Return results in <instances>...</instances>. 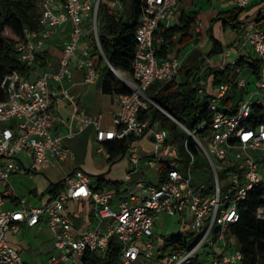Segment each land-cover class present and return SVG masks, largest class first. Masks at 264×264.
<instances>
[{"label": "built area", "instance_id": "2783aa9c", "mask_svg": "<svg viewBox=\"0 0 264 264\" xmlns=\"http://www.w3.org/2000/svg\"><path fill=\"white\" fill-rule=\"evenodd\" d=\"M101 1L115 13L123 8V0H36L37 27L25 25L22 37L13 44L16 59L33 70L35 77L29 78L11 69L0 84V184L3 185L0 264H29L7 236L8 232H18L19 221L29 227L45 225L50 230L55 251L47 256L44 264H92L94 259L106 256L113 239L118 246L116 264H188L203 246L210 248L205 252L207 264H238L242 252L229 224L237 220L239 203L248 193L255 187L264 188L261 167L264 162V6L259 9V24L247 29L240 43V48L248 45L259 61L255 73L257 80L252 87L248 86L251 81L250 75L244 74L245 67L251 73L253 69L250 65H241L237 55L228 61L221 60L214 68L223 70L224 78L217 84L211 79H201L197 87V93L207 99L209 121H202L190 130L168 111L164 112L147 93L155 81L165 83L176 79L183 66L179 56L158 53L164 42L161 30L172 24L177 0H140L130 71L115 68L103 54L99 41ZM231 1L240 8L250 2ZM65 22H69V34L61 47L58 64L53 66L46 60L44 69L37 73L34 70L39 59L37 54L48 52V39L57 34ZM96 56L128 88L115 93L119 109L113 114L115 126L111 128L102 126L99 114L91 115L79 109L77 95L63 86L74 69L83 71L84 82L96 81L100 75ZM202 58L203 65L211 66L206 54ZM230 86L241 89L235 113H227L226 106L221 103ZM57 101L72 106L71 117L76 122V131L53 132L58 122L54 109ZM151 105L171 118L195 143L193 150L187 138L183 141L185 161L179 149L181 139L155 122ZM254 106L259 114L255 113ZM87 125L92 126L100 150L105 141L123 140L125 155L134 165V172L141 159L157 172L164 164L162 180L154 184L139 180L135 183L136 190L117 196L114 188H98L96 175L76 167L61 174L60 188L46 201L27 203L9 183V177L12 174L31 175L72 158L73 152L65 144L64 137H72ZM143 133H148L153 142L150 152L141 153L129 139ZM198 149L203 151L212 173L208 189L205 184L196 189L190 184L191 166L196 162ZM253 151L260 153V164ZM20 154H25L28 160ZM219 160L230 167L225 192L221 191L218 176ZM130 172H126L124 180L129 179ZM4 197L15 198L19 207L3 208ZM73 203L75 209L71 208ZM161 214L178 218L179 230L173 234L186 237L189 232L193 239L185 245L168 243L164 246L172 234L165 238L158 236L155 222ZM256 215L264 218V192ZM167 246L171 247L169 252Z\"/></svg>", "mask_w": 264, "mask_h": 264}, {"label": "trees", "instance_id": "16d2710c", "mask_svg": "<svg viewBox=\"0 0 264 264\" xmlns=\"http://www.w3.org/2000/svg\"><path fill=\"white\" fill-rule=\"evenodd\" d=\"M35 1L0 0V84L6 72L11 69H16L25 74L29 71L24 64L16 59L13 44L22 37V29L25 25L31 28L37 27V11L36 13L34 11ZM248 6L249 4L246 7ZM246 7L234 6L228 10L220 11L214 16L211 23L220 20L224 27H234ZM139 12L140 0H123V8L119 13H115L105 2L101 1L99 4V13L103 20L99 28V41L104 56L115 68L130 71L135 49L134 32ZM179 18L180 25H173L161 30V35L165 40L169 39L177 31L182 32L178 38L180 43H186L192 38L189 29L196 19V12L183 11ZM206 34L211 40V49L219 51L222 46L221 42L211 33L210 27L207 28ZM197 38H200L199 34H197ZM165 44L163 43L158 51L160 55L165 52ZM37 55L41 56L39 53ZM202 55L201 51L193 48L188 53L185 64L179 70L178 79H171L168 82L161 83L152 94V98L156 103L190 130L202 121H209L210 118L206 97L197 93L199 81L201 79L208 80V77H211V82L217 84L225 76L223 70L213 67L206 72H200L203 61ZM238 61L241 65H243V62L249 63L253 69L252 73H257L259 61L256 57L239 56ZM99 79L101 80L102 91L106 93L115 94L128 90L127 87L120 83L107 64L100 68ZM1 93L0 86V95ZM240 98L241 89L230 86L221 98V103L226 106L225 111L227 113H235L236 105ZM150 109L153 119H167V116L155 106L151 105ZM254 111L259 114V109L255 106ZM179 127L176 123L171 122L168 127L170 134L177 137L179 135ZM180 129L183 134L186 133L182 128ZM135 138L131 136L129 139L133 140ZM187 141L190 147L195 150V143L192 139L188 137ZM106 148L108 152L107 160L112 162L118 155L125 152L126 144L123 140H108ZM164 167V164L160 165L158 172L159 182L164 176ZM207 170L209 171L207 183H204L206 189L210 187L212 182V173L208 166ZM103 184L113 187L120 185V182L118 180L105 181L99 178L97 187H102ZM60 186L61 180L50 182L46 192L53 195ZM263 192L264 188L262 187L253 188L244 201L239 203L237 220L229 224V230L235 236L242 252V258L238 264H264V218L256 215V207L260 204V197ZM187 242V237H182L179 233L172 234L164 242V246L168 243L185 245ZM117 249V243L114 239L111 240L106 256L103 259H94L92 264H116ZM198 257V254L193 256L188 264H207L204 260L200 261Z\"/></svg>", "mask_w": 264, "mask_h": 264}, {"label": "crops", "instance_id": "0c3cea01", "mask_svg": "<svg viewBox=\"0 0 264 264\" xmlns=\"http://www.w3.org/2000/svg\"><path fill=\"white\" fill-rule=\"evenodd\" d=\"M234 3L231 0H177L176 3V10L175 14L172 18V24L166 28H169L173 25H180V14L184 12L194 11L196 12V19L194 23L192 24L191 28L189 29V33L192 35V38L186 42V43H180L178 41L179 36L182 32H174L172 36L169 39H164L163 43H166L165 45H171L166 46L165 52L162 56L166 54H175L183 59V65L185 64L186 57L188 56V53L193 49L196 48L199 51L202 52V54H206L209 58V61L211 63V66H205L201 65V71H208L211 67H215L221 60H229L230 58L234 56H253L251 53V50L248 49L247 46H243L240 48V43L243 42L244 34L247 29L252 27L253 25L259 24V9L264 6V0H250L249 6L244 9L242 14L240 15L237 24L234 27L230 26H223L220 20L211 21L213 20L214 16L220 12L228 10L232 7H234ZM198 22L201 23L200 26H198ZM69 22H65L62 27L60 28L59 32L55 34L52 38L48 39V52L42 53L41 56H39L38 61L34 64V70L37 73H41V71L44 69V65L46 60H50L53 66H56L58 64V57L60 55L61 47L63 45V42L67 39L69 34ZM217 27L218 34L213 33V27ZM210 27L211 33L221 42V48L219 51H216L214 49H211V40L209 39L208 35L206 34L207 28ZM242 27L243 29L240 30L239 28ZM197 34L200 35V38H197ZM167 47H170L167 48ZM228 50H230L229 53H226ZM212 52H218L220 55L218 62H213L210 59V53ZM45 57H44V56ZM44 57V59H42ZM96 64L101 68L104 63L99 58V56L95 57ZM249 65V63H247ZM246 66V65H244ZM246 74L250 75L251 71L245 67ZM29 78H34L35 73L33 70H29L26 74ZM178 77L175 79L177 80ZM159 83L157 88L153 91V93L158 89V87L161 85V82L155 81L154 83ZM150 85V86H151ZM63 86L67 88V90L73 94L77 95V104L79 109L85 111L88 114L91 115H100L101 116V124L103 127L111 128L115 126L114 120H113V114L116 113L119 109V105L115 99V94L113 93H106L102 91L101 88V80L98 78L96 81L92 83H86L83 81V71L80 69H74L72 71V76L70 79L65 80L63 83ZM152 93V94H153ZM152 96V95H150ZM54 109L56 110L58 114V122L53 128V132L55 133H62L68 129L75 130L76 131V122L71 117L72 112V106L64 101H57L54 105ZM152 115V114H151ZM155 122L159 126H165L162 125L160 122V118H156ZM174 137V136H173ZM135 139L143 140L148 139L152 142L150 136L148 133H143L139 136H137ZM133 139L132 144L136 142L137 140ZM135 140V141H134ZM114 141H120V140H114ZM64 142L67 144L70 149L73 152L72 158H66L58 162L55 166L46 167L43 169L38 170L36 173H41L43 170L48 168H55L57 173L61 176L63 172H69L72 169L76 167H80L84 169L85 171L94 172L96 175V183L98 179H104L107 180H118L120 182V185L113 186L112 188L115 189V193L118 196L124 195L126 193L132 192L136 190L135 183L137 181L143 182V177H138L134 175L132 177V174L134 173V165L130 163L127 155H125V152L123 154L118 155L112 162H108L107 156V148L106 143L107 141L103 142V149H99V143L96 141L94 136V130L91 125L85 126L81 131H77L74 133L72 137H64ZM153 143V142H152ZM153 146V144H152ZM153 149V147H152ZM151 149V150H152ZM141 153L150 152L146 151L145 149H139ZM99 155L105 157V162L103 163H96L95 157H99ZM20 157L23 158L25 161L28 160L27 156L25 154H20ZM144 161V163L150 167L145 159H141ZM123 162L121 167V172L118 174H111V169L118 165L119 163ZM153 168V167H151ZM130 177L127 180H124L123 176L126 174V172L130 171ZM155 170V182L158 181L159 176L158 172ZM31 177L35 178L36 180H39V185L35 184L29 189H24L23 187L19 186L18 180L23 177ZM42 176L40 174H36L32 177L31 175H22V174H12L9 177V183L15 187L16 191L20 196H24L27 203L30 204H38L46 201L49 197H51V193L46 192V188L48 187L50 182H57V181H50L48 180V177L45 175V179L41 178ZM42 179V180H41ZM144 183V182H143ZM103 187H108L107 185L103 184ZM60 188V187H59ZM3 190V185L0 184V194ZM2 207L6 209H17L19 207V203L15 198L12 197H4ZM71 208L75 209V204H71ZM160 216H167L165 214H161ZM159 216V217H160ZM177 222L178 218L176 217ZM157 222V220H156ZM155 222V227H156ZM19 230L22 227H29L26 226L23 222L19 221ZM47 228L45 225L40 226H32L30 228H36L42 229ZM18 230V231H19ZM49 230V229H48ZM50 232V230H49ZM17 233V232H16ZM12 232H8V240L13 245L20 244L22 241H17L14 237V234ZM173 234V233H172ZM51 236V233H50ZM50 243L53 247V240L52 236L50 238ZM53 252V251H52ZM28 262V261H27Z\"/></svg>", "mask_w": 264, "mask_h": 264}, {"label": "rangeland", "instance_id": "374dc122", "mask_svg": "<svg viewBox=\"0 0 264 264\" xmlns=\"http://www.w3.org/2000/svg\"><path fill=\"white\" fill-rule=\"evenodd\" d=\"M34 11L36 13L37 9H36V1H35V7H34ZM103 23V20L101 19L100 16V20H99V26H101ZM213 33L214 34H218L217 32V27H213ZM216 34V35H217ZM220 58V55L218 52H212L210 53V59L215 63L218 62ZM243 65H247V62H243ZM245 67V66H244ZM246 74V72L244 73ZM116 78L118 79V77L116 76ZM209 81L211 77H208ZM257 80L256 75L254 73L250 74V83H249V87H252L255 83V81ZM159 85V83H154L153 85H151L149 87V89L147 90V93L149 95H152L153 91L157 88V86ZM167 116V115H166ZM12 121V120H11ZM160 122L162 123V125H165L167 128L169 127V124L172 121L171 118H169L167 116V119H161L160 118ZM10 123V122H9ZM181 127H179L178 129V137L181 139L180 144H179V149L181 150V159L183 161L186 160V154L183 148V141L187 138V133H182L180 130ZM137 140L136 142L133 143V146L139 150V149H145L146 151H149L152 149V142L148 139H143V140ZM134 140V141H135ZM253 155L256 158V160L258 161V163L260 164V162L262 161L261 159V155L258 151H253ZM95 161L96 163H103L105 162V157L99 155V157H95ZM123 162L119 163L118 165H115L112 169H111V174H118L121 172V167ZM218 176H219V180H220V186H221V191L225 192V190L228 187V182H226L227 180V171L230 169L229 164H227L225 161L223 160H219V164H218ZM261 167L263 168V182H264V162L262 163ZM137 170L132 174V177L134 175L138 176V177H143V182L145 184H154L155 183V170L154 168L148 167L143 160H140L139 162V167L136 168ZM208 170H207V163L205 160V156L204 153L201 149L197 150L196 153V162L191 166V187L193 189H196L197 186H199L200 184H206L207 183V176H208ZM90 175L95 174L94 172L89 171L88 172ZM36 174H40L42 177L45 179V175L48 177V180L50 181H57L60 179V175L57 173V171L55 170V168H48L43 170L41 173H36V172H32V177L35 176ZM40 180V179H39ZM39 180L35 179V178H29L27 176H23L18 180V184L19 186L23 187L24 189H29L32 186H34L35 184L39 185ZM42 180V179H41ZM110 189L112 187H109ZM117 195V194H116ZM118 196V195H117ZM182 229V228H181ZM179 230V224L177 222L176 217H169V216H160L157 219L156 222V232L158 234L159 237L161 238H165L166 236L175 233ZM15 239L19 242L22 241L20 244H13V246L21 253V256L28 261L29 264H44L45 260L47 258V256H49L52 251L54 252L55 249H52L51 243H50V232L47 228H42V229H36V228H30V227H21L20 230L14 234ZM186 237H187V241H189L190 239H193V236H191V234L189 232L186 233ZM171 250L170 246L166 247V251L169 252ZM210 251V248L208 246H203L200 249L199 252V260L203 261H207V256L205 255V252Z\"/></svg>", "mask_w": 264, "mask_h": 264}, {"label": "water", "instance_id": "95a60500", "mask_svg": "<svg viewBox=\"0 0 264 264\" xmlns=\"http://www.w3.org/2000/svg\"><path fill=\"white\" fill-rule=\"evenodd\" d=\"M164 110V112H167L165 109H163ZM175 120L179 123V124H181L176 118H175Z\"/></svg>", "mask_w": 264, "mask_h": 264}]
</instances>
